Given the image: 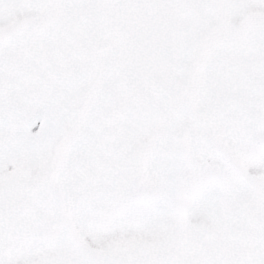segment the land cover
Here are the masks:
<instances>
[{
    "label": "snow or ice",
    "instance_id": "6c2138e0",
    "mask_svg": "<svg viewBox=\"0 0 264 264\" xmlns=\"http://www.w3.org/2000/svg\"><path fill=\"white\" fill-rule=\"evenodd\" d=\"M0 264H264V0H0Z\"/></svg>",
    "mask_w": 264,
    "mask_h": 264
}]
</instances>
